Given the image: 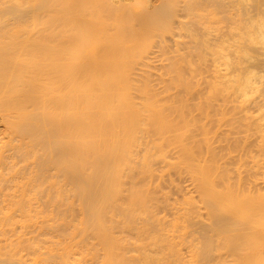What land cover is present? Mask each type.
<instances>
[{"label": "bare ground", "instance_id": "bare-ground-1", "mask_svg": "<svg viewBox=\"0 0 264 264\" xmlns=\"http://www.w3.org/2000/svg\"><path fill=\"white\" fill-rule=\"evenodd\" d=\"M210 1L0 0V264H208L240 223L233 264H264V167L233 181L191 109L259 95L264 60L229 78L240 28Z\"/></svg>", "mask_w": 264, "mask_h": 264}, {"label": "rangeland", "instance_id": "rangeland-1", "mask_svg": "<svg viewBox=\"0 0 264 264\" xmlns=\"http://www.w3.org/2000/svg\"><path fill=\"white\" fill-rule=\"evenodd\" d=\"M215 1H218V0H215ZM222 1L226 4V7L227 6L229 7V8L228 7L227 8L229 9L230 15L232 14V16L230 17V20L234 19L232 21H235V26L240 28L239 36H237V39H239L240 44L237 45V46L229 47L230 49L227 48L228 51H226V50L224 51V53L225 52H226V54L229 53L228 55L230 57H232L231 58L232 62H235V63L237 62L236 64L234 63L236 65V67L234 65L233 69H235V70L232 71L231 74H229V78H230L231 75H233V77H234V75H236V73H235L236 69H237V67L240 68L241 65L242 66H241L240 70L237 69L238 72H239L238 75H241V73L245 74V72H241V69H242V71H244L245 69L246 70L247 69L250 70V68L248 66L253 64V62H252V60L248 61V59L246 57H244L245 55L250 54V56L252 55V57L254 56V58H257V59H260V60H264V55H263L264 51L262 49H259V46H257L258 47V49H257V48H255V45L253 46V45L249 44V41L246 40V38H248L247 37L248 34H245V31H244L246 29H252V27H253V25L255 23L264 20V0H254L255 2H253V0H222ZM210 2H214V1L211 0ZM220 7H222V6H219V8ZM227 16H229V15H227ZM5 17H7V16H5ZM8 17H13V16L10 15ZM3 20H2V22H3ZM227 20H228V18H227ZM227 20H225L223 22L222 28H224L226 26V24L230 23L229 20L228 21ZM226 21L228 23H225ZM231 23L229 25H231ZM222 30L223 31L227 30V28H224ZM226 33H228V32L226 31ZM231 41H233V40H231ZM198 49H196V53H198L197 52ZM205 53H203V54L206 55ZM209 56L207 58H209L211 60V58H213V57L212 56L209 57ZM254 58H253V60H255ZM249 62H250V64H249ZM246 64L247 65L249 64V65L244 69L243 65L246 66ZM208 65H210V64H208ZM143 67H140V68H143ZM154 67H155V65L153 67H151V69H149V71L152 70V68L154 69ZM253 67L251 68V70H253ZM257 67H255V69H258L260 71V70L263 69L264 66L263 67L259 66L258 68ZM144 68H143L144 70L148 69V67L147 68L144 67ZM159 68L160 67H157L159 72L156 71V68H155L154 71L156 73H153V74H157V72H158V74H160L161 72L164 71L163 70L164 68H162V67L160 69ZM201 70H198L197 73L194 72V74H196L197 77H195V76L191 77L189 74H193V73H191L193 71L190 72V70H186L185 71L186 79H188L190 82H192L196 78L195 81L197 82L198 81L197 79L199 78V76L205 79L206 78L205 76L208 73H209V75H211V73H210V72H212L211 69H209L208 72H207V69H204V67L202 66ZM258 70H256V71H258ZM154 71L152 70V72H154ZM259 71H258L257 74L258 75L260 74L263 77H261L259 75L261 77V81L258 83V87L257 88H259L260 91H262V93L260 94V91H259V95H260L259 96V95H257L258 92H256L254 95H252L254 99H252V96L250 97L251 101L249 100V98L248 99H244L248 103L249 102L251 103L252 101H254L256 99L255 100L256 102L254 101V102H252V104L249 103L250 105H248L247 102L243 103L242 102L243 100L240 101V98L238 96H237L239 98L238 100H237V98L232 96V97H222V98H218V100H213V102L212 101L210 102V103L213 104V106H211L210 103H207L208 101H210V99H209L207 93H205L207 91L206 90L207 89L206 88L207 84L205 85L206 82L204 80H203L204 81L203 82L202 79H200V78H199V83L201 84L203 82L204 85H205L203 87H202V85L199 86V88L201 89L200 92H202V90L204 89L203 95L201 93L195 94V96H194L195 98L191 102V103H193V104H191V107H193L191 109L194 112L196 111L194 114H196V113L198 114L199 109L203 108V109L200 110L202 114L199 113L198 115H196V119L199 116H200V118H202V119L198 118L200 125L202 124V126H203L204 125L203 122H205L204 119L206 118V115H205L206 113H205L204 110L207 111V113L209 114V118L211 117L210 119H215V124H214V120L213 121L211 120L212 122H210V123L212 125H205L204 127L210 131V137H211L210 138V141H211L210 143L212 144V148L214 150L213 152H214V154H216V158L220 159V163L221 164L225 165L224 163H226V165L224 166L225 167L224 170H225V172L227 171L226 173L229 174L232 177L233 181H235L236 183H238L237 179H238L239 173L241 172V174H242L245 170H247V169L249 170L250 169L249 167L252 165V162L254 163V160L252 162H247V161H251L253 159V158L252 159L250 158L251 155H249V157L245 158L246 156H248V154H249V152L251 150H253L254 152L252 151V152H250V154L254 153L253 155H255V159L258 162L257 164H258V166L260 168V171L258 170L259 174L255 175L256 180H258V178L262 177L261 173L263 172V167H264V164H263L264 157H262V156H264V155L262 153V156H260V154H261L260 150L264 149V125H262V123L264 124V108H263V105L261 103V102L264 101V95H263L264 94L263 93V89H264V70L261 71V73ZM154 78L155 79L157 78L156 75L153 76V79ZM209 79H211V78H209ZM209 79H206V80L208 81ZM192 83H194V82H192ZM261 95H263V96L261 97ZM199 96L200 97L201 96L202 97L206 96V98L205 97L199 98ZM196 97H197V99H196ZM204 98H205V100H208V101H205ZM260 99L263 100V101H261ZM199 100H201V102H199ZM238 101L242 102L243 104L242 103L241 104L237 103ZM195 102H198L197 105H199V103H200L199 108H198V106L196 105ZM202 102H203L202 105H204L206 103H207V105H204V106L201 107V103ZM204 102H206V103H204ZM214 102H216V103L214 104ZM258 103H261V104H259L260 107H259ZM208 104H209V106H208ZM217 106H218V110H217ZM245 106H247V107L245 108ZM255 107H256L257 111L255 110ZM242 108L244 110H242ZM251 108L254 109L256 111V113L252 112L254 110H252ZM194 109H196V110H194ZM220 109L221 110L223 109L222 110L223 112ZM249 109L252 110L250 114L252 115V117L254 116L253 117L254 119L253 120L251 119V120L254 122L253 124H255V125H253L252 123H251L252 125H248L247 124L248 122H246V118H244L246 110H248L247 111V113H248ZM218 113H221L222 115L224 113L225 115L222 117L224 119L218 118V117L222 116L221 114H218ZM243 113H244V115H243ZM250 114L248 113V115H250ZM251 115L249 117H251ZM242 118H243V120L245 119L243 123H241L243 121ZM260 118L263 119V120L259 121V123L262 122L261 123L262 126L259 125V126H261V127L258 128L260 130H258V129L255 130V128L258 127V125L256 124L255 121H258V119L260 120ZM217 119H219V120L216 123ZM222 120H225V122H223ZM220 121H221V123H220ZM219 123L220 124L223 123V124L220 125ZM224 123H227V124H224ZM218 124L220 125V127H219ZM244 125H245V127H244ZM249 126H252V127H249ZM217 127H219L220 129L217 128ZM261 128H262V130H261ZM200 131H199V135H200L199 137L201 138L203 136H202ZM199 137H197V139ZM200 144L202 146L204 145L203 142H201ZM241 152H242L243 156L245 155L243 153L246 152V154H247V155H245L243 157V159L240 157V156H242ZM230 155L233 156V159L231 158ZM244 158H245V160H244ZM221 159H222V161L224 163H222ZM246 159H247V161H246ZM242 160H244V161H242ZM245 161H246L247 164L245 163ZM226 167H227V169H226ZM250 178L253 179V180L255 179L253 177H250ZM249 180L250 179H247L245 181H249ZM246 186L247 185H243V187H246ZM262 193H264V192H262ZM231 223H233V221ZM197 228H198V224L193 222V224L191 226V229H197ZM214 228L218 229L216 226H214ZM246 230H247L246 224L245 223L244 224L240 223V224L231 225L230 227H225L223 230H221V232H223V234H222L223 237L228 236L229 238L232 239L234 237H238L237 234H241L243 232H246ZM231 239H228V240H231ZM212 240H214V241H210L209 245L212 246V247H218V249H214V250H212L209 253V255L207 257V263L208 264H230V261H232L231 264H233V260L235 262H237L239 260V258H240L239 250L237 249V247L233 243L230 244L227 239H226L227 241L224 239L225 241L223 240L221 244L220 243L218 244V242H216L217 240H215V239H212ZM182 253H184V256H187L186 255L187 253L185 251H183Z\"/></svg>", "mask_w": 264, "mask_h": 264}]
</instances>
